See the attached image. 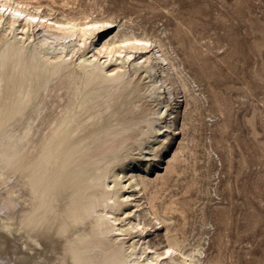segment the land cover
<instances>
[{"label":"bare ground","instance_id":"1","mask_svg":"<svg viewBox=\"0 0 264 264\" xmlns=\"http://www.w3.org/2000/svg\"><path fill=\"white\" fill-rule=\"evenodd\" d=\"M71 1L0 0V264H200L203 243L187 251L177 232L186 202L161 199L187 148L166 150L177 111L162 93L190 85L160 38L50 17ZM152 161L164 172L149 177ZM177 211L165 245L146 239Z\"/></svg>","mask_w":264,"mask_h":264},{"label":"rangeland","instance_id":"2","mask_svg":"<svg viewBox=\"0 0 264 264\" xmlns=\"http://www.w3.org/2000/svg\"><path fill=\"white\" fill-rule=\"evenodd\" d=\"M69 6L53 3L50 17L64 10L81 20L111 18L139 37L160 38L190 85L183 90L176 81L171 94L167 86L162 93L168 111H177L166 150L180 141L188 149L183 173L166 175L170 185L161 199L175 197L178 207L186 202L185 219L178 211L165 215L172 219L147 227L146 239L161 240L165 224L181 221L184 249L203 243L200 264H264V0H72ZM156 44L149 51L159 55ZM158 154L164 157V147ZM156 161L149 177L161 170Z\"/></svg>","mask_w":264,"mask_h":264}]
</instances>
